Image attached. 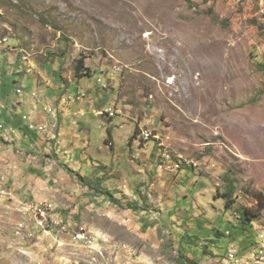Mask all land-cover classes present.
Returning <instances> with one entry per match:
<instances>
[{
	"label": "rangeland",
	"instance_id": "374dc122",
	"mask_svg": "<svg viewBox=\"0 0 264 264\" xmlns=\"http://www.w3.org/2000/svg\"><path fill=\"white\" fill-rule=\"evenodd\" d=\"M0 82V131L31 91L84 111L68 164L0 139V264H264V0H0Z\"/></svg>",
	"mask_w": 264,
	"mask_h": 264
},
{
	"label": "crops",
	"instance_id": "0c3cea01",
	"mask_svg": "<svg viewBox=\"0 0 264 264\" xmlns=\"http://www.w3.org/2000/svg\"><path fill=\"white\" fill-rule=\"evenodd\" d=\"M0 83H2V82H0ZM14 83L16 84L15 81H14ZM32 93L35 94V97H32ZM66 99L64 97L59 99V98H57L55 96L47 97L44 92L39 93L37 91H31L30 93H26L24 98L22 97L21 99H19V101L17 102L16 105L12 106L13 110H9V112H7V113L11 114V118L9 120L10 121V126H12L14 128L16 127L15 129H20V131H22L23 135L26 134V132H27V133H30L31 136L36 135L37 137H40L41 142H43V144H45V142L48 140V137H49L50 134L49 135H48V133L43 134L44 136H46L44 138V136L41 135V133L37 134L35 132L28 131L25 128V123L23 121V116L28 115V116H30V123H32L35 126L49 125L50 122L54 123L55 129H56V130L54 129V132H56V135L58 133L59 143H60V138L62 136L72 135L73 138L79 140V135L75 134V132H76L77 128H80L81 122L77 121L76 119L80 118V117H83V116H81V114L84 115V111L82 109L78 108L77 112L72 113L71 112L72 107L68 106ZM2 102L4 104L3 99H2ZM62 102H64V104ZM18 107H23L24 111H26V113L23 112V114H22L21 124H18V121L15 119V115H14V114H16L15 110ZM49 109L52 110V113L48 112ZM4 113H6V108L4 109V112L1 113V114H4ZM58 128H60V129H58ZM48 129H51V128L49 127ZM79 130L81 132L83 131L81 128ZM107 130H109V129H107ZM87 133H89V132L86 131L85 134H87ZM50 138H51V135H50ZM0 139L3 142H5V143L12 142V141H13V143L15 141L19 142V139H17L16 135L14 137L12 136V137H8L7 138L1 132H0ZM37 140H38V138H37ZM113 144H114V140H113ZM89 145L90 144H89L88 140L84 139V144H83L81 150H82L83 160H85V161L90 160V157L87 154ZM16 146H17V144H16ZM74 147L75 146L73 144L69 143V145L67 146V148L69 150H65V148H62V150L58 154L56 152L53 153V152H50V151H49V153H53V155L56 156L57 160H58L57 157L62 156L63 159H60V160L61 161L65 160V163L68 164L67 160L73 159V157H74L73 156ZM7 148H8V151L12 150V148H16L17 151H19V153H21V152L24 153L23 150H19V148L15 147L14 145H11L10 147H5V146H2L0 144V158L1 159L10 158L11 157V155L8 153V151L5 152V150ZM37 148L38 147L34 148L35 157H39L42 160L43 157L45 156V154H48L49 147L46 144V147L44 148L45 150H41L40 149V148H42L41 145H39L38 149ZM63 150H65V151H63ZM68 154H69V156H67ZM15 160L19 161L17 158H15ZM93 162H95V161H93ZM0 164L2 165V163H0ZM88 166H90V164ZM71 168L75 169V171H80L81 170V164L79 162L72 161L71 162ZM6 172H5L6 174L4 175V177H2L3 180H7V182H9L11 180H14L13 177H12L13 172L8 171V169H6ZM27 178H28L29 181H31V183H34V181H36V179L39 180L38 178L33 179V177H31L30 175L27 176ZM29 187H31V186H29ZM38 198L40 199L41 197L37 196L36 199H38Z\"/></svg>",
	"mask_w": 264,
	"mask_h": 264
},
{
	"label": "trees",
	"instance_id": "16d2710c",
	"mask_svg": "<svg viewBox=\"0 0 264 264\" xmlns=\"http://www.w3.org/2000/svg\"><path fill=\"white\" fill-rule=\"evenodd\" d=\"M206 1H215V0H206ZM88 72H89V70L84 68L83 61L79 60L75 66V77L79 80H82L83 78L88 76L87 75ZM88 77H90V76H88ZM135 134H136V131L134 132V135L132 138H134ZM107 136H108V138L110 137L109 132L107 133ZM106 142H107V140H106ZM100 194L103 195L105 197V199H108L114 205L118 204V201L113 199V196L109 193V191L105 190V191H102ZM231 195H232V192L229 193L227 198L226 197L223 198V199H225V209L226 210H229L231 208V204H232V201H230ZM254 196H255V200H256L257 204L258 205L260 204L261 206H263L262 195L259 193V194H256ZM258 215H259V213L255 209H247V208L241 209L239 211V221L241 224L240 230L243 232L246 231V227L247 226L250 227V225L258 218ZM215 237L217 239H220L223 237V235H220L219 233H217V234H215Z\"/></svg>",
	"mask_w": 264,
	"mask_h": 264
},
{
	"label": "clouds",
	"instance_id": "9594fccd",
	"mask_svg": "<svg viewBox=\"0 0 264 264\" xmlns=\"http://www.w3.org/2000/svg\"><path fill=\"white\" fill-rule=\"evenodd\" d=\"M99 81V80H98ZM0 85H1V83H0ZM16 94L19 96V97H22V95H24V93H23V90H22V87L21 86H19L17 89H16ZM32 97H35V94H33L32 93ZM2 97H1V93H0V106L2 107L1 108V111H0V114L4 111V109H5V106L3 105V102H2V99H1ZM100 112V111H99ZM104 112H108V111H104ZM96 113H98V111H94V115L95 116H100V115H103V112L101 111L100 113H102V114H96ZM81 116H83L82 114H81ZM24 117H27L28 118V120H24ZM23 121H24V123H25V128L28 130V127H27V123L29 122L30 123V116H28V115H25V116H23ZM51 123V122H50ZM3 127H4V129H5V132L4 131H0L1 133H3L4 135H5V137H14L15 136V130L13 129V128H7L5 125H3V124H1ZM52 125H54V123H52ZM55 126V125H54ZM55 129V128H54ZM8 131V132H7ZM28 131H30V130H28ZM7 132V133H6ZM30 132H35V131H30ZM107 132H109L110 133V131L109 130H107ZM35 133H37V132H35ZM46 133H48V135H49V132H45V133H41V135H43V134H46ZM142 133V132H141ZM37 134H39V133H37ZM54 134L56 135V132H54ZM134 135V134H133ZM133 135L130 137V138H132L133 137ZM110 136H111V134H110ZM140 136H141V134H140ZM142 137V136H141ZM142 140H144L143 138H141ZM106 140H107V138L105 139V145L106 146H109L108 145V143L106 142ZM148 139H146V140H144V141H147ZM46 144L48 145V147H49V151H53V152H56L57 154L62 150V147H61V145H60V143H59V140L56 138V140H51L50 139V135H49V137H48V140L46 141ZM128 144H129V141H128ZM67 156H69V154L67 155Z\"/></svg>",
	"mask_w": 264,
	"mask_h": 264
},
{
	"label": "built area",
	"instance_id": "2783aa9c",
	"mask_svg": "<svg viewBox=\"0 0 264 264\" xmlns=\"http://www.w3.org/2000/svg\"><path fill=\"white\" fill-rule=\"evenodd\" d=\"M51 109L48 110V112H50ZM96 114H102L100 112L96 113ZM110 116H112V114H110ZM24 120H28L27 117H24ZM27 127H28V130L30 131H33V124L32 123H27ZM148 134L146 131H142L141 133V136H143L144 140H145V135ZM35 209L38 210V213H39V219H40V222L41 224L44 226V227H47L48 226V222L46 221V218H44V209L45 208H42L40 205H33ZM72 238H75L77 240H84L85 238H81L78 234H72Z\"/></svg>",
	"mask_w": 264,
	"mask_h": 264
},
{
	"label": "bare ground",
	"instance_id": "6f19581e",
	"mask_svg": "<svg viewBox=\"0 0 264 264\" xmlns=\"http://www.w3.org/2000/svg\"><path fill=\"white\" fill-rule=\"evenodd\" d=\"M45 210H47V205H45V209H44V211ZM45 213V212H44ZM81 238H87L86 236H85V233H77ZM77 240V239H76ZM77 241H82V240H77Z\"/></svg>",
	"mask_w": 264,
	"mask_h": 264
}]
</instances>
